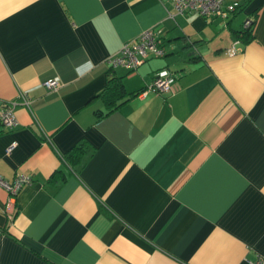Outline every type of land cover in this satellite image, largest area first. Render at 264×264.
<instances>
[{"label": "crops", "instance_id": "1", "mask_svg": "<svg viewBox=\"0 0 264 264\" xmlns=\"http://www.w3.org/2000/svg\"><path fill=\"white\" fill-rule=\"evenodd\" d=\"M225 1L239 2L226 17L170 0H0V107L30 98L0 123V174L30 177L14 197L0 186V264L264 255V0ZM149 26L164 54L110 69ZM161 67L170 92L129 96ZM110 76L126 95L103 113Z\"/></svg>", "mask_w": 264, "mask_h": 264}, {"label": "built area", "instance_id": "2", "mask_svg": "<svg viewBox=\"0 0 264 264\" xmlns=\"http://www.w3.org/2000/svg\"><path fill=\"white\" fill-rule=\"evenodd\" d=\"M173 9L176 12H197L204 16L226 17L229 13L235 11L239 6L237 1L225 0H170ZM244 28L252 27L251 19H246L243 23ZM164 54V48L160 44L159 29L155 26H149L139 32L135 37L122 42L117 52L106 59V64L110 69L116 66H123L128 70H134L144 60L150 57H159ZM175 75L167 67L158 68L145 88L136 93L137 96H143L148 91H154L159 94L170 92ZM61 85L58 77L46 78L42 81V86L50 91L56 90ZM18 100H12L4 103L0 107V123L5 127L13 128L18 124L14 114L15 104H28L30 98L26 91L18 93ZM14 143L10 144L6 150L9 151ZM30 177L26 174H15L11 180H7L0 174V186L7 190L11 197H14L22 185L28 183ZM250 264H264V255H258L249 261Z\"/></svg>", "mask_w": 264, "mask_h": 264}, {"label": "trees", "instance_id": "3", "mask_svg": "<svg viewBox=\"0 0 264 264\" xmlns=\"http://www.w3.org/2000/svg\"><path fill=\"white\" fill-rule=\"evenodd\" d=\"M242 32L244 33V35L246 34V36H249L251 32V27L244 28ZM244 39L246 38H243V40ZM128 94L129 96H133L136 94V92H130ZM124 95H126V93L124 92L120 79L116 76H110L108 78L105 88L100 93V96L104 100V104L107 107V109L103 113H107L108 111L122 103L124 101V99H122Z\"/></svg>", "mask_w": 264, "mask_h": 264}]
</instances>
